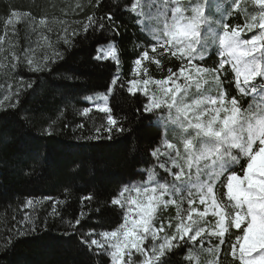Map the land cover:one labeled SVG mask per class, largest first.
<instances>
[{
	"label": "snow or ice",
	"instance_id": "obj_1",
	"mask_svg": "<svg viewBox=\"0 0 264 264\" xmlns=\"http://www.w3.org/2000/svg\"><path fill=\"white\" fill-rule=\"evenodd\" d=\"M154 3L157 8L153 15ZM243 3L251 4L254 10L249 12L242 8V0H233L232 10L226 13H245L243 25H232L223 18L216 21L218 28L211 43L218 45L219 59L214 67L199 62L205 61L208 54L210 41L204 27L212 23L211 0H128L124 7L137 17V24L142 17L156 21L150 29L151 39L133 61L132 78L123 81L118 73L111 77L104 92L84 97L92 106L84 107L79 114L88 117L94 109L102 113L104 122L96 132L108 133V139H112L114 131L129 130L124 127L127 116L115 115L109 104L110 96L123 89L130 96L141 93L146 97L147 102L136 112L157 115L165 127L159 143L147 153L150 159L145 163L151 166L138 173L142 181L124 185L119 192L98 201L94 209L101 215L102 209H123L122 222L111 230L101 226L99 231L96 227L82 231L90 218V213L83 210L85 202L90 205L97 201L92 192L80 197V212L66 221L71 234H79L81 246L100 264H104V258L110 264H200L197 248L206 241L213 245L206 251L217 255L220 246L227 245L226 255L231 256L233 264H264V0ZM85 8L91 10L90 14L83 22H71L81 25L71 30L65 20L53 18L50 22L47 16L37 19L31 12H10L5 20V34L0 35V72L13 79L18 77L15 92L5 97H16L11 107L19 103L24 91L34 86V81L24 80L25 69L43 72L64 59V52L58 47L60 42L72 47L77 37L95 38L93 59L111 60L119 67L118 38L126 27L120 19L121 7L109 6L106 12L102 11L104 0L76 5L79 12ZM21 23L32 32L39 31L44 46L50 50L40 59L30 41L21 45L16 28ZM54 24L61 25V29L52 40L45 33L53 32ZM246 32L253 34L250 38L242 37ZM166 55L179 60V67L176 71L168 68L164 78L154 79L144 62L161 68V58ZM229 71L233 80L226 87L224 74ZM209 77L215 85V95L205 94L204 85L209 84ZM233 83L236 95L228 91ZM150 84L156 86L154 91L149 89ZM244 97L251 98L247 107ZM169 124L180 130L177 142L168 138ZM44 134L51 135V128L44 129ZM133 192L135 196L131 195ZM42 199L52 201L48 217L61 216L58 206L66 204V199ZM35 203L39 201L27 199L23 208H32ZM169 206L175 207V216L162 218L160 213ZM209 216L214 222L207 219ZM37 229L36 218L25 212L19 225H14V235L5 240V249L15 239ZM231 229L238 231L233 233Z\"/></svg>",
	"mask_w": 264,
	"mask_h": 264
},
{
	"label": "trees",
	"instance_id": "obj_2",
	"mask_svg": "<svg viewBox=\"0 0 264 264\" xmlns=\"http://www.w3.org/2000/svg\"><path fill=\"white\" fill-rule=\"evenodd\" d=\"M86 3L87 0H0V35L5 34V20L13 9L31 12L37 19L47 16L50 22L53 18L68 21L70 30L81 27L71 22H83L90 14L88 8L84 12L76 9L77 4ZM127 3L128 0H104L105 8L102 10L106 12L109 6L114 8L115 5L121 7L120 19L126 27L122 37L118 38L121 49L118 68L111 60L93 59L96 54L95 38L85 40L82 36L77 37L72 47L60 42L58 47L64 52L63 60L51 64L50 69L43 72L31 73L25 69L24 80L34 81V86L20 95L15 107L10 106L16 102L14 95L4 104H1V99L9 85V96L15 92L18 77L13 79L0 72V264H100L97 257L81 246L79 234H71L66 221L80 212V197L92 192L97 195V201L90 205L85 202L83 210L90 213V218L86 219L82 231H87L89 227H96L99 231L101 226L111 230L122 222L124 210L116 208L112 211L108 208L102 209V215L98 214L94 211L98 201L119 192L124 185L142 180L138 173L151 166L145 163L150 159L147 153L159 143L163 127L157 115L136 112L147 102L141 93L130 96L126 90L117 89L110 96L109 104L114 114L127 116L124 127L129 129L123 133L114 131L112 139H108L106 132H96V128L104 122L102 113L94 109L88 117L79 114L84 107L92 106V102L84 97L104 92L111 77L118 73L123 81L132 78L133 61L151 39L137 24V17L124 10ZM227 10H230L228 4ZM100 14L98 11L97 15ZM213 15L219 16L218 13ZM224 22L243 25L245 13L228 15ZM52 27L53 32L45 34L55 40L61 25L54 24ZM16 28L22 46L25 40L34 46L36 37L41 39L39 31L32 32L24 23L16 25ZM35 49L37 59L45 51H50L44 42ZM161 59V68L150 61L144 62L154 79L164 78L168 68L176 71L180 64L179 60L168 55ZM218 59L217 49L210 47L205 61L199 62L214 67ZM143 75L141 72L140 76ZM224 75L227 87L233 75L230 71ZM210 84L212 91L216 92L214 83ZM228 91L237 94L234 83ZM250 101V97H244V107ZM81 124L84 127H79ZM49 127L52 134H44V129ZM145 177L146 173L143 179ZM43 197L67 200L66 204L58 206L61 216L48 217L52 201L43 200ZM27 199L39 203L24 209ZM25 212L36 218L37 231L15 239L11 247L5 249V240L14 235V225H19ZM237 231L231 229L233 233ZM212 246L207 241L198 246L201 261L213 257L211 252L206 251ZM227 250V245H221L214 261L233 264L231 256L226 255ZM104 264H110V261L104 258ZM193 264H196L195 261Z\"/></svg>",
	"mask_w": 264,
	"mask_h": 264
},
{
	"label": "rangeland",
	"instance_id": "obj_3",
	"mask_svg": "<svg viewBox=\"0 0 264 264\" xmlns=\"http://www.w3.org/2000/svg\"><path fill=\"white\" fill-rule=\"evenodd\" d=\"M160 2H162V0H160ZM211 3H212V10H211V16H210V19L212 21V23L210 25H205L204 27V33H205V36L209 38V48L208 50L213 47H215L217 50H218V45L217 44H214V43H211V39H212V36H213V33L217 30L218 28V25L216 23V21H219L221 18H223V20L226 19V17L228 16L226 13L231 11V5L233 3V0H211ZM227 4L229 5V8L230 10H227ZM242 8H247L249 12H252L254 10V6H252L251 4H244L243 3V0H242ZM156 8H157V4H153L152 6V14L154 15L155 14V11H156ZM145 12H148V9L145 8ZM213 13H218V17L214 16ZM243 13V12H241ZM141 19V23L139 24V26L145 30L148 35L151 37L150 35V29L152 27H155L156 26V21L154 19L150 20L148 19L147 17H142L140 18ZM211 29V31H210ZM253 33L251 32H246V33H242V37L244 38H250L251 35ZM42 42H44L43 40L40 39V37H36V41L34 42V46H32L33 48H35V46H39L42 44ZM209 79V78H208ZM211 80H209V84H206L204 85V89L206 90L205 94H208V95H215V92H213V87L211 86ZM149 89L150 90H155V85H152L150 84L149 86ZM193 92H195V89H193ZM9 93H10V88L6 89L3 94H2V99H1V104H4V101H6L5 97L9 96ZM90 103V102H89ZM158 118V116H157ZM159 120L161 126L163 127V130H164V122L161 120V119H157ZM168 138L170 140H172L173 142H177L178 139L180 138V130L178 128H176L175 125H171L169 124L168 126ZM147 177H145V180H146ZM157 178L159 179L160 177L157 176ZM142 180H139V181H135V182H131L129 184V186H131V184H134V183H140ZM129 195V193H126L125 196L127 197ZM131 195L135 196V193H131ZM186 207V205H185ZM201 210H202V207H201ZM168 213H172L173 216H175L176 214V209L174 206H169L167 209L163 210L160 215L162 216V218H169L170 215ZM211 217V216H209ZM135 218V217H133ZM207 219L209 221H213V218L210 219L207 217ZM198 252H200L199 250H197ZM213 254V257L209 258L208 260H202L201 261V255L199 254V259H200V264H214V256L216 255L215 253H212ZM196 263V261H195Z\"/></svg>",
	"mask_w": 264,
	"mask_h": 264
}]
</instances>
